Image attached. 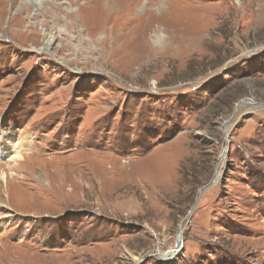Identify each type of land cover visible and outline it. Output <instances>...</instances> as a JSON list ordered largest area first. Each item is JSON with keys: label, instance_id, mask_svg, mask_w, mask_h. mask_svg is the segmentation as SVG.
I'll return each mask as SVG.
<instances>
[{"label": "rangeland", "instance_id": "rangeland-1", "mask_svg": "<svg viewBox=\"0 0 264 264\" xmlns=\"http://www.w3.org/2000/svg\"><path fill=\"white\" fill-rule=\"evenodd\" d=\"M0 264H264V0H0Z\"/></svg>", "mask_w": 264, "mask_h": 264}, {"label": "bare ground", "instance_id": "bare-ground-1", "mask_svg": "<svg viewBox=\"0 0 264 264\" xmlns=\"http://www.w3.org/2000/svg\"><path fill=\"white\" fill-rule=\"evenodd\" d=\"M43 32L45 33V30H43ZM54 38H55V36H54L53 34H48V35L46 36L45 46H46V47H50V45H51V44L53 43V41H54ZM1 179H2V181L5 180V184H6V179H5L4 175L1 176ZM179 237H180V236H178V239H180ZM171 258H172V257H171Z\"/></svg>", "mask_w": 264, "mask_h": 264}, {"label": "water", "instance_id": "water-1", "mask_svg": "<svg viewBox=\"0 0 264 264\" xmlns=\"http://www.w3.org/2000/svg\"><path fill=\"white\" fill-rule=\"evenodd\" d=\"M180 234H181V232L178 233V236H180ZM179 243H180V239H177V240H176V246H178Z\"/></svg>", "mask_w": 264, "mask_h": 264}]
</instances>
